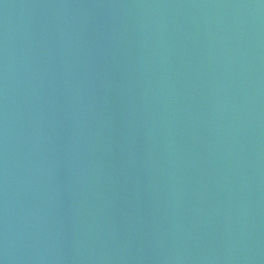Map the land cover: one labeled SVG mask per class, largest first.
<instances>
[{"label": "water", "instance_id": "obj_1", "mask_svg": "<svg viewBox=\"0 0 264 264\" xmlns=\"http://www.w3.org/2000/svg\"><path fill=\"white\" fill-rule=\"evenodd\" d=\"M0 264H264V0H0Z\"/></svg>", "mask_w": 264, "mask_h": 264}]
</instances>
